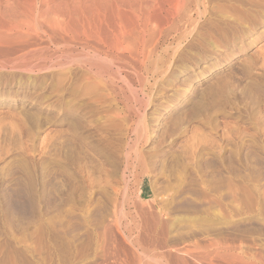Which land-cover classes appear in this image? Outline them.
<instances>
[{"label":"rangeland","instance_id":"obj_1","mask_svg":"<svg viewBox=\"0 0 264 264\" xmlns=\"http://www.w3.org/2000/svg\"><path fill=\"white\" fill-rule=\"evenodd\" d=\"M149 32L0 42V264H264V0Z\"/></svg>","mask_w":264,"mask_h":264},{"label":"bare ground","instance_id":"obj_2","mask_svg":"<svg viewBox=\"0 0 264 264\" xmlns=\"http://www.w3.org/2000/svg\"><path fill=\"white\" fill-rule=\"evenodd\" d=\"M48 2L45 0H0V42L12 43L18 40L31 42L47 37L49 41L60 42L63 45L69 44L64 42L68 36L82 48H88L92 42H104L110 49L121 47L124 43L128 45L129 42H134L136 45L131 46L137 47L146 39L144 37L147 31L153 32L164 23L172 21L180 0H65L66 6L56 1L60 7L53 3L50 6ZM5 46L7 48V45ZM94 50L95 55L103 53L109 63L113 61V59H107L108 51ZM93 68L92 62L88 69ZM95 73L98 72L95 71ZM91 210L87 217L97 225V228L102 227L105 222L103 209L96 206ZM69 217L71 220L75 219L73 215ZM55 230L60 234H67L72 241L79 236L76 228L66 224L56 225Z\"/></svg>","mask_w":264,"mask_h":264}]
</instances>
